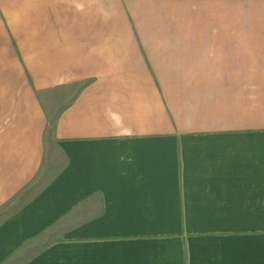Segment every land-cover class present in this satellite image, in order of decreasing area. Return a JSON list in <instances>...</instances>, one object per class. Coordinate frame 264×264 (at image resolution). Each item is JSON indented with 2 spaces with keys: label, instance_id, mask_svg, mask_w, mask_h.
<instances>
[{
  "label": "crops",
  "instance_id": "crops-1",
  "mask_svg": "<svg viewBox=\"0 0 264 264\" xmlns=\"http://www.w3.org/2000/svg\"><path fill=\"white\" fill-rule=\"evenodd\" d=\"M80 2L0 0V264H264V0Z\"/></svg>",
  "mask_w": 264,
  "mask_h": 264
},
{
  "label": "clouds",
  "instance_id": "clouds-1",
  "mask_svg": "<svg viewBox=\"0 0 264 264\" xmlns=\"http://www.w3.org/2000/svg\"><path fill=\"white\" fill-rule=\"evenodd\" d=\"M73 6L78 12H83L85 8V4L83 2H80V0H74ZM106 114L117 128H119L122 125L123 117L119 113L108 109L106 110Z\"/></svg>",
  "mask_w": 264,
  "mask_h": 264
}]
</instances>
